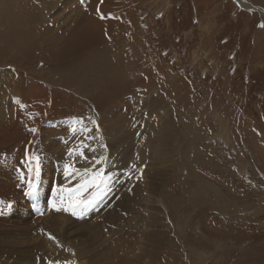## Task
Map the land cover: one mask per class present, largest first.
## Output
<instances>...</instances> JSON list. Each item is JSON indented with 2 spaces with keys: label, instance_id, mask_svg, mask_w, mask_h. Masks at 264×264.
I'll list each match as a JSON object with an SVG mask.
<instances>
[{
  "label": "rangeland",
  "instance_id": "obj_1",
  "mask_svg": "<svg viewBox=\"0 0 264 264\" xmlns=\"http://www.w3.org/2000/svg\"><path fill=\"white\" fill-rule=\"evenodd\" d=\"M104 1L0 0V264H264V0H116L61 60Z\"/></svg>",
  "mask_w": 264,
  "mask_h": 264
},
{
  "label": "bare ground",
  "instance_id": "obj_2",
  "mask_svg": "<svg viewBox=\"0 0 264 264\" xmlns=\"http://www.w3.org/2000/svg\"><path fill=\"white\" fill-rule=\"evenodd\" d=\"M93 1V0H92ZM116 0H107V1H104L103 2V5L100 7V8H98L97 9V12L99 13V14H102L104 11H106L107 9H109L110 7H112V5L114 4V2H115ZM238 1H241V0H238ZM88 6V5H87ZM98 7V6H97ZM85 8V7H84ZM115 9V8H114ZM77 10V9H76ZM96 10V9H95ZM107 13H105L104 14V18H106V17H108V21H102V20H100V16H102V15H100V16H95V19H93L94 20V23H96V25L95 26H99V28H100V31H101V35L99 36L98 34H95V31H92L91 32V30H89V31H87V32H83V34L84 35H81L80 37H79V34H78V36L76 35V36H74V37H72V39L69 41V39L68 40H66V42H64V45H62V47H63V52L61 53L60 52V54H59V56L60 57H63L61 60H63V59H65V58H67V57H71V58H73V56H75V55H78L79 53H78V50L77 49H79L81 52H83V49H89V48H95V47H99L100 46V44L101 43H104L105 42V34L106 33H108L110 30L109 29H106L105 27H104V25H106V26H112V25H116L115 23H117V21L119 20H117V17H116V14H115V12L114 11H110V10H107L106 11ZM263 14H264V12H263ZM80 17H82L81 15H80V13H78V14H76V15H74L73 16V18H70V19H72V22L73 21H75L76 19L78 20H80ZM103 18V19H104ZM83 19V18H82ZM115 19H116V21H115ZM89 20V19H88ZM71 21V20H70ZM80 22V21H79ZM81 27V26H80ZM113 29V28H112ZM98 35V36H97ZM101 37H103L102 39H100ZM101 41V42H100ZM86 51V50H85ZM81 55V54H80ZM76 57V56H75ZM60 63V62H59ZM110 64V63H109ZM76 76V75H75ZM113 88V87H112ZM108 89V88H107ZM111 89V88H110ZM114 89V88H113ZM108 92V91H107ZM106 94V93H105ZM109 94H111L109 97H111V98H115L114 96L116 95V94H114V91L112 90V91H110V93ZM110 99V98H109ZM108 99V100H109ZM32 100V99H31ZM166 127V126H165ZM168 129V128H167ZM7 154V153H6ZM6 157V156H5ZM16 160V159H15ZM11 162H13V160L11 161ZM15 162V161H14ZM15 163H17V162H15ZM3 167V166H2ZM44 179V178H43ZM15 192V191H14ZM19 197H20V195H19ZM7 198V197H6ZM10 200V199H9ZM6 201V203H8V204H11L12 203V201H7V200H5ZM11 202V203H10ZM23 204L25 205V203L23 202ZM102 204V203H101ZM21 205H22V203H21ZM27 206V205H26ZM107 214V213H106ZM109 216V215H108ZM56 217V216H55ZM107 217V216H106ZM105 217V218H106ZM61 218V217H60ZM56 221V220H55ZM58 221V220H57ZM109 221V220H108ZM158 223V222H157ZM83 224V223H82ZM98 224L99 223H94V224H92L91 226H89L88 227V229L89 230H87L86 229V231H85V233L87 234H81L80 235V237L79 238H74V237H71V234L70 233H67L66 234V236L69 238L67 241L69 242V243H71V244H73V246L74 245H78V241L81 239V238H85V239H87V240H89V238L90 239H92V240H90V241H94L96 238H95V234H94V231L92 230V229H94L95 230V228H99V226H98ZM101 224V223H100ZM99 224V225H100ZM59 225H61V223L59 224ZM83 225H85V223L83 224ZM42 226V225H41ZM62 226V225H61ZM85 226H87V225H85ZM85 226H82L83 228L82 229H84V227ZM45 227V226H44ZM80 227V226H79ZM92 228V229H91ZM106 228V227H105ZM77 229V228H76ZM44 232V231H43ZM72 232V231H71ZM74 232V231H73ZM56 234V233H55ZM55 234H53L54 236H55ZM60 233H57V235L54 237V236H52V238L54 239H51L50 241H52V242H49V240H47V238H49L48 236L47 237H44V238H42V237H39V238H41L42 240H40V239H38V237H37V239L38 240H40L41 242L39 243V244H41V246H43V245H47V249L48 250H52L53 251V253H54V251L56 250V252H58L59 253V251H58V249H55L54 250V247L59 243L58 242V239L57 238H59L60 239V237H58V236H60L59 235ZM153 234V233H152ZM157 235V234H156ZM40 236V235H39ZM152 236V235H151ZM146 238H147V236H146ZM47 240V241H46ZM61 240V239H60ZM162 241H166V239L165 238H163L162 237V239H161ZM143 241V240H142ZM147 241H149V243H154L155 241H158V240H156L155 239V237H150V238H148L147 239ZM65 242V241H64ZM124 242V241H123ZM25 243H27V242H25ZM67 243V242H66ZM76 243V244H75ZM162 243V242H161ZM30 244V243H29ZM56 244V245H55ZM68 244V243H67ZM118 244V243H117ZM152 244H151V246H152ZM4 245V244H3ZM116 245V244H115ZM161 245H163V247H165L164 246V244H161ZM22 244H20V246H14L15 248H19L20 247V249L22 248ZM31 246V245H30ZM128 246V245H127ZM151 246H149L151 249H153ZM44 247H46V246H44ZM113 247V246H112ZM129 247V246H128ZM142 247V246H141ZM56 248H57V246H56ZM0 249H1V247H0ZM20 249L18 250V251H16V252H19V255H21L20 257H18V259L19 260H15V261H9L6 257H5V260L3 261V264H35L32 260H30V259H26V258H24L23 256H22V252L23 251H20ZM39 249H40V247H39ZM42 249V248H41ZM141 249V248H140ZM139 249V250H140ZM144 249V248H143ZM151 249H148L147 250V253L145 254V256H147V258H152V256H153V254H152V252H151ZM43 250V249H42ZM44 250H46V249H44ZM26 251V250H25ZM25 251H24V253H25ZM35 251H36V249H35ZM62 251V250H61ZM127 251H128V249H127ZM145 251V250H144ZM27 252V251H26ZM39 252V251H38ZM46 252V251H45ZM129 252V251H128ZM146 252V251H145ZM34 253V252H33ZM130 253V252H129ZM134 253V252H133ZM14 254H16V253H14ZM47 254V253H46ZM124 254V253H123ZM152 254V255H151ZM157 254L158 253H156V256H157ZM45 255V254H44ZM138 255V254H137ZM1 256V255H0ZM29 256V255H28ZM125 256V255H124ZM142 256H143V254H142ZM32 257V256H31ZM138 257V256H137ZM133 258V257H132ZM140 258V257H139ZM150 258V259H151ZM110 259V258H109ZM108 259V260H109ZM129 259V258H128ZM142 260V259H141ZM149 260V259H148ZM154 260V259H153ZM14 262V263H13ZM135 263V262H134ZM145 264V263H144ZM151 264H152V262H151Z\"/></svg>",
  "mask_w": 264,
  "mask_h": 264
},
{
  "label": "snow or ice",
  "instance_id": "obj_3",
  "mask_svg": "<svg viewBox=\"0 0 264 264\" xmlns=\"http://www.w3.org/2000/svg\"><path fill=\"white\" fill-rule=\"evenodd\" d=\"M261 27H264V25H261ZM33 132H35V129H32ZM73 131H75V129H73ZM73 154L72 150H69V155L71 156ZM81 156H83V153H79ZM32 161H34L35 163V178H30L28 180V191L25 193L26 195H34L37 191V183H38V179H39V175H40V157L33 155L30 158ZM104 157H100L99 159H97L95 161L96 164H101L104 162ZM29 171H32V166L30 165L29 167ZM86 171V175L88 176L87 179H84L83 176H81V180L82 183L78 186L77 189H75L74 191H76L78 194L82 193L84 190H87L88 188H95L97 190H102L101 186L103 185V187H107V182L109 180L112 179L111 176H107L105 177L104 175V169L100 168L99 171L96 172H91L90 170H85ZM81 175L80 171L77 169L72 168L70 165L65 164L64 166V175L65 177H69L70 175ZM55 189H54V194H55ZM62 191H64L62 189ZM81 203V201L79 199H75V200H71L69 202V206L68 208H65V211H68L69 208L72 209L73 214H75V208ZM50 206H54L52 201H49ZM59 210V209H57ZM49 239H53L51 236L49 237Z\"/></svg>",
  "mask_w": 264,
  "mask_h": 264
}]
</instances>
